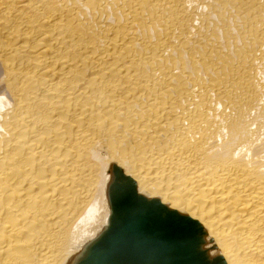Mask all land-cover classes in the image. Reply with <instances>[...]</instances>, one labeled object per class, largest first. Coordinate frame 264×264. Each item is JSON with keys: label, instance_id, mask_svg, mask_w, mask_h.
<instances>
[{"label": "bare ground", "instance_id": "obj_1", "mask_svg": "<svg viewBox=\"0 0 264 264\" xmlns=\"http://www.w3.org/2000/svg\"><path fill=\"white\" fill-rule=\"evenodd\" d=\"M117 186L264 264V0H0V264H74Z\"/></svg>", "mask_w": 264, "mask_h": 264}, {"label": "water", "instance_id": "obj_2", "mask_svg": "<svg viewBox=\"0 0 264 264\" xmlns=\"http://www.w3.org/2000/svg\"><path fill=\"white\" fill-rule=\"evenodd\" d=\"M106 227L84 247L74 264H202L198 236L152 205L116 187ZM151 202V201H150ZM159 213H157V212ZM201 255V256H200ZM201 257V258H200Z\"/></svg>", "mask_w": 264, "mask_h": 264}]
</instances>
